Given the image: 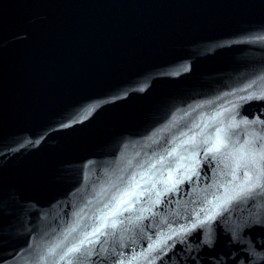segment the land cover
Masks as SVG:
<instances>
[{"label":"water","instance_id":"1","mask_svg":"<svg viewBox=\"0 0 264 264\" xmlns=\"http://www.w3.org/2000/svg\"><path fill=\"white\" fill-rule=\"evenodd\" d=\"M257 97L264 0H0V264H264Z\"/></svg>","mask_w":264,"mask_h":264},{"label":"snow or ice","instance_id":"2","mask_svg":"<svg viewBox=\"0 0 264 264\" xmlns=\"http://www.w3.org/2000/svg\"><path fill=\"white\" fill-rule=\"evenodd\" d=\"M260 139L261 137H256L253 140L248 141L246 144L240 146V151L243 153V155L245 157H250V159L242 164H238V168L243 167L245 169H248V167L251 165L255 170V177H253L252 172L248 170L244 172V175L246 177L244 183L248 185L249 192H252L257 188L264 190V184L259 183L260 178L264 176V166H262L261 168H256L257 164H259L261 161H264V144H261L259 147H257V141H259ZM217 143L223 144L224 142L222 139H219ZM212 151H219V147L214 146L213 148L209 149V152ZM72 251H79V249L73 248Z\"/></svg>","mask_w":264,"mask_h":264}]
</instances>
